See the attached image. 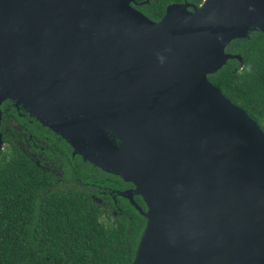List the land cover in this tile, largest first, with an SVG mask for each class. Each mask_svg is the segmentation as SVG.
Segmentation results:
<instances>
[{"label":"water","instance_id":"water-1","mask_svg":"<svg viewBox=\"0 0 264 264\" xmlns=\"http://www.w3.org/2000/svg\"><path fill=\"white\" fill-rule=\"evenodd\" d=\"M0 0L2 105L135 186L147 223L132 264H264V131L210 80L264 0ZM132 200L130 193H124Z\"/></svg>","mask_w":264,"mask_h":264},{"label":"trees","instance_id":"trees-1","mask_svg":"<svg viewBox=\"0 0 264 264\" xmlns=\"http://www.w3.org/2000/svg\"><path fill=\"white\" fill-rule=\"evenodd\" d=\"M227 52L241 55L244 66L230 60L209 80L264 131V33L234 40ZM11 103L2 105L4 114ZM49 185L48 176L11 140L4 143L0 264H132L146 219L106 221L89 196L48 191Z\"/></svg>","mask_w":264,"mask_h":264},{"label":"flooded vegetation","instance_id":"flooded-vegetation-1","mask_svg":"<svg viewBox=\"0 0 264 264\" xmlns=\"http://www.w3.org/2000/svg\"><path fill=\"white\" fill-rule=\"evenodd\" d=\"M205 0H133L132 7L158 22L169 6H186L190 12L201 8ZM159 18L155 19V17ZM3 112V110H2ZM4 114V112H3ZM3 141L11 140L45 173L48 191L77 193L89 196L104 211L103 219L117 222L122 218L141 217L147 211L142 197L134 193L135 186L121 177L105 172L79 155L61 136L42 125L25 110L13 103L2 116ZM130 193L132 200L123 194Z\"/></svg>","mask_w":264,"mask_h":264}]
</instances>
